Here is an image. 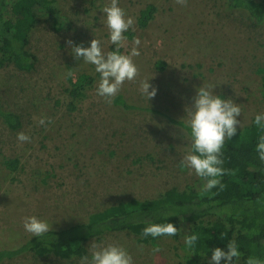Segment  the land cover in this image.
I'll use <instances>...</instances> for the list:
<instances>
[{
    "label": "rangeland",
    "instance_id": "obj_1",
    "mask_svg": "<svg viewBox=\"0 0 264 264\" xmlns=\"http://www.w3.org/2000/svg\"><path fill=\"white\" fill-rule=\"evenodd\" d=\"M57 1L68 26L55 29L49 18H40L29 37L33 67L24 70L14 62L0 67V250L30 237L25 217L36 216L60 229L118 201L154 198L195 180L194 171L182 164L192 151L191 138L176 121L187 122V108L199 87L217 85L214 94L240 104L238 127L264 113L258 71L264 67V21L254 23L245 10L228 7L227 0H188L187 6L176 0H119L134 20L121 52H129L135 38L141 43L134 57L140 74L118 94L164 115L106 103L96 94L100 74L94 65L74 58L69 40L89 47L95 38L105 52L111 51L103 12L110 0ZM147 4L155 11L141 27L137 18ZM157 61L164 67H157ZM77 71L91 72L94 81L83 98L72 100L67 76ZM148 78L149 91H157L146 101L139 83ZM41 116L53 122L39 126ZM18 132L28 134L31 142L21 145ZM14 158L18 162L11 170L4 161ZM137 237L129 230L107 231L85 242L83 256L24 252L3 257L0 264H80L82 257L91 258L92 244L108 243L123 246L134 264H182V238L164 236L152 245ZM211 256L200 259L210 264Z\"/></svg>",
    "mask_w": 264,
    "mask_h": 264
},
{
    "label": "trees",
    "instance_id": "obj_2",
    "mask_svg": "<svg viewBox=\"0 0 264 264\" xmlns=\"http://www.w3.org/2000/svg\"><path fill=\"white\" fill-rule=\"evenodd\" d=\"M226 5L245 10L254 23L264 21V0H227ZM154 11L152 4L142 8L138 24L145 26ZM43 17L49 18L55 29L68 26L57 0H0V67L10 62L24 70L33 67L36 57L28 47L30 32ZM115 48L116 45H112L110 49ZM156 65L162 68L165 64L157 61ZM258 71L264 93V67ZM67 81L68 95L77 100L85 96L84 90L91 86L94 77L89 71H77L67 76ZM112 101L123 109L148 110L164 115L158 109L128 102L121 94ZM176 123L189 134L187 122L178 120ZM262 135L264 130L254 123L253 118L248 125L237 127L236 135L226 141L221 156L225 174L219 177L223 188L218 185L204 191L206 181L197 176L183 189L170 187L154 198L121 200L90 212L84 222L52 229L41 237L30 236L17 247L2 249L0 260L24 252L83 256L88 239L114 230L133 231L138 235V241L156 245V241L164 236L145 237L143 229L150 223H172L182 229L178 235L167 236L173 240L183 239L180 244L185 252L182 264H207L200 256L211 254L217 247L227 251V244L232 239L242 253L239 264H246L249 257L264 262V162L256 151ZM17 162L15 158L4 161L11 170L15 169ZM192 234H197L199 239L189 249L184 238Z\"/></svg>",
    "mask_w": 264,
    "mask_h": 264
},
{
    "label": "clouds",
    "instance_id": "obj_3",
    "mask_svg": "<svg viewBox=\"0 0 264 264\" xmlns=\"http://www.w3.org/2000/svg\"><path fill=\"white\" fill-rule=\"evenodd\" d=\"M177 4L187 6L188 0H176ZM103 12L106 14V25L109 30L110 43L116 45L115 50L105 52L101 47V41L92 39L89 47L73 45L71 40L67 41L72 46L75 59L83 58V61L94 65L95 71L100 74V80L96 89L97 96L111 103L112 99L121 91L124 83L134 82L139 76V68L134 62V57L140 55L138 46L139 38L133 40V47L129 52H121V47L126 42L124 35L133 25L134 20L128 17L123 8L119 6V0H110ZM72 73L69 72L68 75ZM151 78V77H150ZM141 80L139 91L146 99L154 98L157 89L152 87L149 91V79ZM217 85L201 86L196 90L193 103L188 111L187 127L192 142V151L183 157L182 164L193 170L194 173L206 182L203 190L209 191L216 186L223 188L219 177L225 174L221 167L224 161L226 141L231 140L237 133L241 115L240 104L233 102L231 98L224 99L214 94L213 89ZM53 121L51 118L41 116L37 120L39 126L46 127ZM254 123L264 130V113L257 114ZM17 140L22 145L30 143L31 137L24 133H17ZM259 159L264 162V135L260 136L256 146ZM23 227L30 236L41 237L51 232V224L36 216H28L23 219ZM182 229H178L172 223H150L143 229V236L158 238L161 236L178 235ZM185 244L189 249L193 248L199 239L197 234L185 236ZM227 251L217 247L212 251L210 264H220L221 259L225 264H239L242 253L238 251V245L234 239L227 244ZM158 252L160 249H154ZM91 258L84 256L80 264H134L132 255L121 245L108 243L106 245L92 244L90 248ZM246 264H264L257 257H249Z\"/></svg>",
    "mask_w": 264,
    "mask_h": 264
}]
</instances>
